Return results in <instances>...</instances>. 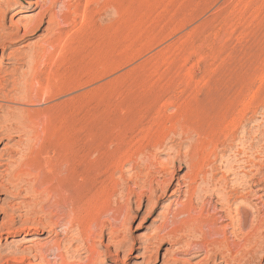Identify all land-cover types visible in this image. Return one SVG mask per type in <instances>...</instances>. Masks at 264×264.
I'll use <instances>...</instances> for the list:
<instances>
[{
	"label": "rangeland",
	"instance_id": "1",
	"mask_svg": "<svg viewBox=\"0 0 264 264\" xmlns=\"http://www.w3.org/2000/svg\"><path fill=\"white\" fill-rule=\"evenodd\" d=\"M99 1L72 0L77 5L72 15L76 20L66 28L79 43L71 55L77 87L72 118L77 139L89 149L87 161L86 146L77 147L78 204L71 217H84L91 205L94 215L106 203V239L95 236L96 254H91L70 218L58 228L65 262L88 264L93 255L97 264H208L211 260L264 264V0ZM44 2L0 0V73L5 84L0 89V162L10 154L17 159L27 141L23 136L19 146L21 135L8 130L11 118L31 104L8 100L20 95L14 87H24L22 75L31 72V63L17 64L15 58L26 59L46 42L48 19L36 36L18 41L11 33L18 23L35 18ZM97 30L106 33V55L93 43L89 46ZM61 113L65 124V105ZM119 138L133 150L132 144L149 138L162 145L145 150V155L137 153L141 159L137 170L132 162L116 170L119 192L109 194V147L112 139ZM166 166L168 171L162 168ZM147 167L157 180L161 174L168 181L175 177L174 185L166 195L159 193L151 200L143 195L131 199L130 190L137 194L144 189ZM10 170L11 166H0V181L9 177ZM196 171L198 180L188 189ZM104 187L106 196L99 194ZM226 188L227 195L237 193L240 198L247 188L252 190L244 203L250 208L248 229L239 224L236 208H241V199L231 201V211L225 204ZM21 200L11 192H0V264L11 263L16 251L26 253L56 239L41 225L29 231L19 229L23 221L9 224L6 210ZM183 205L187 208L176 214ZM168 230L173 236L166 235ZM49 259L57 257L53 254Z\"/></svg>",
	"mask_w": 264,
	"mask_h": 264
},
{
	"label": "bare ground",
	"instance_id": "2",
	"mask_svg": "<svg viewBox=\"0 0 264 264\" xmlns=\"http://www.w3.org/2000/svg\"><path fill=\"white\" fill-rule=\"evenodd\" d=\"M61 1L63 0H45L44 4L42 5L41 11L38 13V15L35 18H29L25 22L18 23L15 26V28L13 27L14 30L11 33V36L17 37L19 38V40L17 38L16 39L18 41H21L27 39L30 36H36L41 31L46 19H48L47 22L49 24L48 27L49 34L47 36L46 42L41 47L34 50L30 54V56L28 57L26 56V59L25 58L19 59L20 58L19 56L15 58L16 59L15 63L17 64L24 63L21 62L24 60H26V62L28 63H31V69H30L31 72L30 74L28 73L29 75L28 74L24 76L22 75L24 81L23 84L24 87L23 86L14 87L16 91L20 92V95L17 94L18 95L17 98H15L16 96L15 95L14 97L8 99L14 102L15 100H17V102H21V103L23 102L26 103V105H29L28 103H31L30 105H32L35 102L37 103L43 102L45 104L47 103V105L44 108L41 107L36 109H33L34 107L32 108L30 105L29 107L26 106V108L24 106V109L20 111V114L18 116L12 118L10 117L12 122L9 123L8 130L11 133L14 132L16 134H19V136L21 135L20 143H18L19 146L23 143L24 140V138H22L23 136L27 137L26 138L27 141L25 140L26 141V143L24 142L25 146L23 145L24 149L21 148L23 151L19 153L20 156L17 159H14V157L11 156L10 154L9 157L1 159L3 160V162H0V166H4V165H7L8 167L11 166L9 177H7L3 181H0V192L7 191L9 192V194L11 192L13 193L14 198L22 199L15 206L13 205V207L6 210L5 218L8 220L9 224L14 225L18 222V220L23 221L24 223L19 227V229H23V230L28 229L29 231H31L32 229L39 228L41 225L44 228H47L49 235L52 237H56V239L54 238L55 240L52 242L36 245L29 252L26 253L20 251L19 253L16 251L14 256L10 259L11 263L7 262L6 264H65V263L67 264V262H65L64 259L65 257L62 255L63 240H60L58 238V236L61 235L58 228L59 226L64 224L65 221H68L70 218L72 219L71 216L75 213L77 209L78 202L75 198V189H74V183H75L74 174L76 167L77 147L80 146L79 145L80 143H82L83 146H86L84 152L86 160L89 157V149L87 143H85L84 141L80 142L77 139L76 126L72 118L73 117L72 107L74 101V96L72 94L75 88L77 87L72 72L73 69L71 65L72 64L71 55L73 54L74 50L76 51L77 49L75 48V46L77 47L76 44L78 43V38H76V36H74L72 33H69V31H67L66 28L68 26H73L76 20L73 19L72 15L75 13V11H77V7H76L77 5H72L71 3L72 0H66L64 1L61 10L59 12L58 11L56 12L55 8L58 6L59 2ZM98 2L100 1L98 0ZM0 30L2 29L0 28ZM22 30L23 33L21 34ZM16 39L14 40L12 39V40L15 41ZM92 40L93 41L89 43V46H91V43H93L92 45L97 46V51H101L102 54L106 55V33L99 34L97 30V34L95 37H93ZM2 48L5 51L8 48V45L3 46ZM14 56L16 57L17 55ZM10 57H8L9 60ZM67 71L69 73H67ZM66 74L69 75L67 76ZM3 78L4 76L1 75L0 73V89H4L5 87V84L2 82ZM65 94L67 95V97L63 101L54 104L53 103L48 104V102H52L53 100H56L60 96ZM6 97H8V95ZM63 105L67 107V114H66L67 116H66L65 124L62 122V117H61L62 114L61 109ZM161 145H162V141L149 138L143 141H137L134 144H132V146L134 147L133 150L130 146H128V143H126L125 140L120 138L117 140L112 139L109 147L111 149L109 150V154H108V158L110 160V170H111L110 178L107 185L109 194H115L119 192V188H118L119 183L114 179V172L116 170H123L124 166L129 162H132L133 169L137 170L141 165L140 164L141 159L139 160L138 159L139 157H137L136 154L137 153L139 154L140 152L144 154L147 152V151L145 152V150L150 149L151 147L155 149ZM135 156L137 157V159H133ZM143 157L144 156H142V158ZM146 162H147V166L150 168L149 163L151 162L150 161H146ZM148 167H147L148 171L145 174V180L143 181L144 189H142L141 192L137 194L134 191L135 189L130 190L129 194L131 199L134 198L136 195L139 196V198L141 197L142 199V195H143L144 199L147 198L148 200H151L154 197L158 196L159 193L166 195L169 192L170 188L173 187L175 180L173 178L175 177H172V179L168 181L165 178L166 176H164V174H161L162 173L161 172L160 173L161 175H159V177L161 178L162 176H164V179L159 178V180H157L158 177L156 178V176L154 175L150 176L151 172H149L150 169ZM162 168L164 169V171H168L167 166ZM180 168L182 169V167ZM175 171H177V169ZM189 173H190V168L188 174ZM195 173L196 174L192 176V179L190 178L191 183L189 181L190 184H188V189L193 188V184H195L196 181L198 180L197 176L199 174V171H196ZM202 183H204V181ZM180 185L181 182L178 180L177 188L175 189L174 194L180 191ZM219 187L221 188L222 186ZM106 189L107 188L104 187L102 191H99L100 192L99 194H101L102 196H106ZM225 190H227V188L224 189L223 191L227 195ZM251 191L252 190H250V188H247L246 192L241 196V198L237 196V193L236 195L228 194L226 196L225 204H227L229 211H231L230 210L231 204L235 202L232 201L233 199L235 200L241 199L239 201H241L242 206H244L247 202V198L251 194ZM80 196L82 197L81 194ZM191 197H189L188 195V198ZM221 198H225V196ZM236 205L237 204L235 203V207ZM91 206H89L87 209V211L89 212L87 213V215H85L84 217H76L74 215L75 217L73 216V219L69 221L71 227L74 224H77L78 230L80 229L81 233H83V237L86 240L85 243L86 251L90 252L91 254H96L95 244L93 243L94 237L100 236L101 238L106 239V217H105L106 203L103 206H101V208H99V210L96 211L97 213L96 214L94 213V215L91 214L92 212ZM242 206L241 208L239 206L238 208H236L237 212H239L240 214L239 224H241V227L248 229L250 226V219H249L250 208L248 205H245L244 208ZM179 208L176 210V214L181 213V211L187 207L183 205V207H181L180 209ZM218 225L219 224H217L216 226L217 228L219 227ZM213 226L215 227V225ZM211 227L212 226L209 227L211 230L212 229L216 230L214 229V227L212 228ZM160 230H162V227ZM172 234L173 233L171 230H168L166 232V235L168 237L173 236ZM249 235L250 232L247 230L245 237H249ZM249 239L250 237L248 238V241ZM53 254L54 256L57 257V260L51 261L49 257ZM208 254L209 253H207V255ZM214 257L216 256L214 255ZM216 260L218 259L216 258ZM211 261L207 263L219 264V262L216 261L211 262ZM97 263L98 262L95 261L93 255H90L88 264H97Z\"/></svg>",
	"mask_w": 264,
	"mask_h": 264
}]
</instances>
